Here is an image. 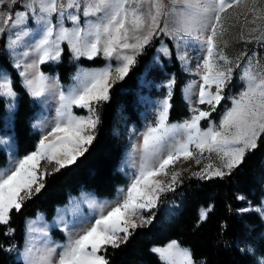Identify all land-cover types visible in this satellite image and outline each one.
<instances>
[{"label": "snow or ice", "instance_id": "6c2138e0", "mask_svg": "<svg viewBox=\"0 0 264 264\" xmlns=\"http://www.w3.org/2000/svg\"><path fill=\"white\" fill-rule=\"evenodd\" d=\"M18 2L8 0L9 7ZM241 2L184 0L180 26L172 30L167 23L160 27L162 17L168 14L163 0H26L22 5L25 10L16 11L14 17L11 12H0L3 24L0 34L6 30H19L14 32L17 39L10 42L11 48H15L22 36L30 35L32 30L27 28L29 19L37 25L34 31L38 39L31 49L36 58L23 64V70L19 72L24 87L34 97H41L49 87H60L58 80L49 84V78L40 71V65L60 60L64 51L62 42H67L74 59L84 57L94 60L102 56L107 61L102 68L80 70L68 91H59L60 104L53 122L49 124L42 120L39 125H34L39 126L42 132L36 149L17 158L14 166L0 169V225H9L12 212H20L25 201L44 188V178L52 172L41 168L42 161L54 163L52 171L58 172L74 165L89 150L100 124L99 106L110 100L114 84L124 80L154 36H170L176 42L175 51L162 45L157 52L169 59L175 57L185 71L199 77L198 81H191L185 90L191 116L182 124L168 123L176 87L174 75L165 84L155 85L167 89L162 99L153 102L150 98H142L145 103L157 105L156 120L154 126H148L143 134L144 156L131 177L126 193L121 189L114 202L93 201L90 206L95 215L82 217L78 222L79 232H69L67 242L62 245L45 247L40 251L35 250V242L30 240L21 254L23 264H110L107 248H119L122 243L128 242L137 228L151 225L157 216L153 209L158 207L161 195L175 191L183 182L181 171L171 167L181 158L184 161L194 160L199 165L205 159V153L209 154V160L214 153L219 163H205L192 175L202 180L223 179L231 176L233 170L242 165L246 155L257 149L258 141L264 136V67L260 65L258 53L252 56L243 53L233 63L225 55L224 48L220 47V38L226 31L222 13L239 6ZM4 3L5 0H0V5ZM143 3L149 5L146 14L141 11ZM249 11L255 13L257 9ZM260 18L255 17L252 23ZM66 19L71 21V28L65 27ZM241 38L244 39L243 36ZM255 39L264 43V33ZM189 48L196 53L195 69L190 66ZM28 55L29 52L24 53V56ZM244 57L247 58L241 64ZM113 60L116 61L115 67ZM159 60L160 55L154 57L155 62ZM14 67L20 68L21 63ZM237 69L240 70L238 79L243 87L236 95H230L225 90L233 86ZM146 83L152 86L150 81ZM197 85L198 96L194 104L193 89ZM16 97L11 78L0 75V98L8 100L9 112L15 108ZM223 101H230L231 106L223 105L217 123L211 117ZM200 105H206L207 110ZM74 107L86 110L87 115H76ZM202 121H207V128L200 127ZM0 142L6 143L7 138H0ZM160 176L167 179H159ZM237 199L245 197L237 196ZM110 203L115 206L104 214ZM208 211H211V206L202 211L201 220L206 219ZM240 211L254 212L264 221V202L255 206L249 202V207ZM14 231L9 227L4 234L9 236ZM152 251L168 264H177V257L181 264H196L192 252L181 248L176 240ZM258 264H264V258Z\"/></svg>", "mask_w": 264, "mask_h": 264}, {"label": "trees", "instance_id": "16d2710c", "mask_svg": "<svg viewBox=\"0 0 264 264\" xmlns=\"http://www.w3.org/2000/svg\"><path fill=\"white\" fill-rule=\"evenodd\" d=\"M162 41L175 51L171 38L163 34L154 36L124 80L114 84L110 100L100 105L96 138L84 156L58 172L52 171L54 167L46 168L52 174L45 176L40 193L26 200L20 212H12L9 225H0V264H23L16 252L24 247L28 218L43 214L45 220L50 221L57 209L68 204L73 196L88 192L99 197H113L118 186L126 182L119 165L130 144L128 125L131 121L140 122L138 97L144 91L142 75ZM5 47L6 32L0 38V70L9 72L17 92V107L9 131L15 138L17 153L22 155L33 151L39 139V133L31 124L39 104L24 87ZM62 48L60 62L42 64L41 69L56 73L63 88L72 81L71 76L78 65L101 66L105 63L102 56L94 60L74 59L66 42ZM162 63L165 70L176 78L168 119L176 122L189 112L182 93L188 74L175 57L163 56ZM7 119V101L0 98V134L7 131ZM7 162L6 152L0 149V167ZM182 181L173 191L177 205L170 210L163 207L153 209L157 216L151 225L137 228L128 242L119 248H107L110 264H167L152 249L171 240L189 249L196 264H258L264 258V221L254 212L240 210L249 202L259 205L264 198V136L258 141L257 149L246 155L231 176L211 180L186 176ZM237 196L245 199L239 200ZM210 206L206 219L201 220L202 211ZM9 227L15 231L6 236L4 233ZM56 232L53 229V235L60 237ZM9 248L12 250L7 251Z\"/></svg>", "mask_w": 264, "mask_h": 264}, {"label": "rangeland", "instance_id": "374dc122", "mask_svg": "<svg viewBox=\"0 0 264 264\" xmlns=\"http://www.w3.org/2000/svg\"><path fill=\"white\" fill-rule=\"evenodd\" d=\"M25 2L26 0H19V2L16 5L9 7L8 0H5V3L3 5H0V12L2 13L11 12L14 17L16 11L25 10L22 7V5ZM163 4L165 5V11L168 14L162 17L160 22V27H163L165 23L168 24V28L170 30L179 27L181 22L180 13L185 8L184 0H175V2H173V0H163ZM148 8L149 5L147 3L141 4V11L145 12V14L147 13ZM173 8L175 9V11L174 12L170 11ZM252 8L257 9V11L255 13L249 11V9ZM261 10H264V0H256L255 3H253V0H246V2L245 0H242L239 6H234L226 10L224 13H222V21L226 31L223 37L220 38V47L224 48L225 55L231 61H233V63H235V61L238 58H241L243 53H246L247 56H252L253 53H258L260 65L261 67H264V43H258L257 40L255 39V37H259L261 36L262 33H264V12H262ZM257 16H260L262 18L256 19L255 23H252L253 19ZM81 19L83 21V17ZM53 23L54 24L56 23L55 17H53ZM64 25L65 27L68 28L72 27L71 21L67 19L64 21ZM0 26H3L2 21H0ZM27 28L29 30H32L30 35L22 36L20 38V42L15 46V48H11L9 47V45L12 40L17 39L14 32L19 30H14V32H9L7 30L5 31L6 32L5 50L9 55L13 65L17 64L18 62L21 63L20 68L15 67L19 72L23 70V64L31 63L36 58V53L31 52L35 40L38 39V36H36L34 31L37 28L35 21L29 19ZM255 29H259V30L257 31ZM1 36L2 34H0V38ZM242 36L244 37V39L241 38ZM167 37L171 38L170 36ZM173 42L174 44L176 43L174 40ZM225 42L227 43V47H225ZM63 43L64 42L61 43V47ZM162 45H166L168 47V44L165 41H162V43L158 46L157 50L161 48ZM157 50L155 55L152 57L151 61L149 62L145 73L142 75V85L144 91H142L138 97V104H139L138 115L140 122L137 123L131 121L127 129L130 144L123 158L121 159L119 165V169L126 176V182L118 186L117 191L113 197H99L93 193H88V192H82L77 196H73L68 204L61 206L57 209L56 215L50 221H46L43 214H39L35 218H28L26 221V239H25L24 247L16 252L17 253L16 257L18 259L23 260L21 254H23L25 252V249L29 246L30 240L35 242L34 244L35 250H40V251H42L45 247H52L66 243L69 238V232H73V233L79 232L78 222L82 217H91L95 215L93 208L90 206V204L93 201L96 203L114 202L117 200L118 193L120 192L121 189H123L124 192L126 193L127 186L131 182V177L133 176V173L136 171V169L139 167L142 158L144 156L143 134L147 130L148 126L150 125L154 126L156 120L157 105L155 103H151V104L145 103L143 102L142 98L144 97L150 98V100L153 102L162 99L163 96L166 94L167 89L163 87H155V85H163L166 83L168 79H170L173 76L172 74H169L165 70L162 63L163 55L159 54ZM25 52H29L30 55L24 56ZM188 52L191 61L190 66L191 68L195 69L196 60L194 57L196 53H193V50L191 48L188 49ZM157 55H160V60L158 63L154 61V57H156ZM246 58L247 57L241 59V64L244 63V60H246ZM60 60L58 62H60ZM58 62H50V64H54ZM106 63L107 61L105 60V63L101 66L78 65L71 76L72 81L66 86V88L62 87L56 73L44 72L42 71L40 65V71H42L49 78V84L50 85L55 84V82L58 80L60 87L59 88L49 87L41 97L33 96L37 101V103L39 104V109L36 111L31 124L33 130L39 133V139L42 135L41 129L39 126L34 127V125H39V123L42 120L48 121L49 124L53 122L54 117L56 115V110L60 104L59 91L63 89L65 92H67L68 89L74 84L75 82L74 77L77 75V73L80 70L102 68L105 66ZM112 64L113 67H115L116 61L113 60ZM181 69L188 74V78L182 87L183 98L187 102V100L185 99V90L191 81L194 80L198 81L199 77L194 73L185 71L184 68H182V66ZM239 71L240 70L237 69L236 72L234 73L233 86L231 87V89L225 90L230 95H236L243 87L242 82L239 81L238 79ZM0 75H7L8 77H10L9 72L4 69L0 70ZM147 81H150L152 86H148L146 83ZM197 96H198V85L193 89L194 104ZM5 100L7 101V107H8V100L6 98ZM224 104H227L229 107L231 106L230 101H223L222 105L218 107L217 112L212 114L211 118L215 120L217 123L219 121L220 115L223 112ZM187 106L189 110L188 102H187ZM16 107H17V97L15 100V108L11 112H9L8 110V119L6 122L7 131L0 134V138H7L6 143L0 142V149H3L8 157L7 164L3 167H0V169L8 168L10 165L14 166L15 160L17 158H22L24 155H27L30 152H32L30 151L26 154L19 155L17 153V145L13 133L9 131L12 127V119ZM199 107L207 110L206 105H200ZM97 111L99 114V108ZM73 112L78 116L87 115L86 110L78 109L75 107L73 108ZM190 116L191 113L189 111L188 115L182 118L181 120L176 122H170L168 120V123L170 125L182 124L185 120L190 119ZM207 126H208L207 121H202L200 124L201 128H207ZM48 130H50V128ZM204 156L205 159H203L201 164L199 165H197L194 160L184 161L181 158L180 161H178L175 165L171 167L173 170H180L182 173L181 179H183L186 176H193L192 172L199 171L200 168L203 167L205 163H209V162L216 164L219 163L218 158L214 153L211 154V160L207 159V157L209 156L208 153H205ZM53 167H55L54 163L49 164L47 163V161L41 162L42 169L53 168ZM184 169H188V171H183ZM158 178L167 179L166 177L163 176H160ZM174 195L175 194L173 192L163 193L158 203V207H163L166 210L172 209L174 205L178 204L176 201L173 200ZM262 202H264V198ZM113 206H115V204L110 203L109 207L105 209L104 214H107V211H109L110 208ZM247 207H249V204L244 206L243 208H247ZM147 214L148 213H145V215ZM92 222H94V220ZM73 225H76V227H73ZM66 226H67V231L65 230ZM86 226L90 227V224H87ZM53 229L57 231L56 233H58L60 237L53 235L52 233ZM73 238H75V235L73 236ZM171 241L167 242L164 245H156L154 246V248L165 247ZM180 247L183 248L182 246ZM162 261L168 264L167 261L165 260ZM177 264H181V260L179 257H177Z\"/></svg>", "mask_w": 264, "mask_h": 264}]
</instances>
